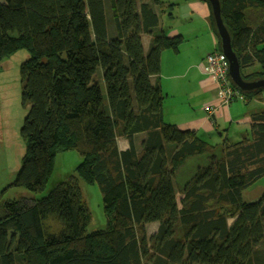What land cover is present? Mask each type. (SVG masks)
I'll return each mask as SVG.
<instances>
[{"label":"trees","instance_id":"obj_1","mask_svg":"<svg viewBox=\"0 0 264 264\" xmlns=\"http://www.w3.org/2000/svg\"><path fill=\"white\" fill-rule=\"evenodd\" d=\"M198 1L211 9L222 51L212 6ZM219 2L243 79H264V0ZM178 6L0 0V62L29 53L20 68L25 153L11 186L40 193L57 154L82 157L76 175L40 200L2 202L0 194V264H264V196L243 200L264 178V110L251 115L241 141L219 144L164 120L165 94L152 80L163 52L179 53L184 39L158 27L164 17L175 18ZM241 93L252 102L264 88ZM139 134L146 136L140 151ZM119 137L127 150L119 149ZM200 156L209 163L182 185L179 203L178 171ZM81 181L98 184L105 229L88 232L93 215ZM154 223L158 229L148 236Z\"/></svg>","mask_w":264,"mask_h":264},{"label":"crops","instance_id":"obj_2","mask_svg":"<svg viewBox=\"0 0 264 264\" xmlns=\"http://www.w3.org/2000/svg\"><path fill=\"white\" fill-rule=\"evenodd\" d=\"M169 1L179 4L174 11L175 18L169 20L164 17L158 29L170 26L169 35H181L184 42L179 53L171 50L163 52L161 73L152 80L165 94L164 120L182 130L195 132L211 144H219L226 138L232 142L241 141L251 129L256 100L249 102L243 96L224 104L219 96L218 84L204 74L206 57L219 49L209 5L198 0ZM150 43L151 37L143 35L146 52ZM208 106L212 107L211 111L206 109ZM145 137V134L135 136L138 151ZM117 142L121 151L129 148V142L124 137H119ZM176 183L175 180V186ZM181 187L177 183V199L179 195L182 198Z\"/></svg>","mask_w":264,"mask_h":264},{"label":"rangeland","instance_id":"obj_3","mask_svg":"<svg viewBox=\"0 0 264 264\" xmlns=\"http://www.w3.org/2000/svg\"><path fill=\"white\" fill-rule=\"evenodd\" d=\"M109 19H111L110 13L108 26L111 30L112 24ZM165 24H167V21ZM28 59L29 53L26 50H21L12 57L0 62V194L3 193L2 202L8 200L35 201L46 197L57 185L68 181L71 176H75L76 168L82 161V157L77 151H65L57 154L51 179L46 189L40 193H33L21 187L11 186L22 165V158L25 153V143L20 136V131L27 111L22 106L20 68ZM103 90L106 99L104 87ZM255 102V112L264 110V95L261 100H256ZM206 108L212 107L208 106ZM208 163L209 161L205 156L187 160L185 165L178 171L176 176L177 183L184 185L196 173L200 165L206 166ZM80 188L83 200L93 215L88 232L105 229L107 218L103 208V196L98 184L87 185L81 181ZM262 196H264V178L243 193V200L250 203L256 202ZM180 199L179 195V203ZM232 222L230 220V223ZM157 226L156 223L147 225L148 236L153 235L157 231Z\"/></svg>","mask_w":264,"mask_h":264},{"label":"water","instance_id":"obj_4","mask_svg":"<svg viewBox=\"0 0 264 264\" xmlns=\"http://www.w3.org/2000/svg\"><path fill=\"white\" fill-rule=\"evenodd\" d=\"M212 6V12L216 24V29L218 31L222 53L225 55L230 66V77L236 87L243 92H251L257 89L264 88V79H259L256 81L247 82L243 79L241 74V67L237 55L232 47L231 37L228 30L226 29L223 19L222 10L219 0H208Z\"/></svg>","mask_w":264,"mask_h":264},{"label":"built area","instance_id":"obj_5","mask_svg":"<svg viewBox=\"0 0 264 264\" xmlns=\"http://www.w3.org/2000/svg\"><path fill=\"white\" fill-rule=\"evenodd\" d=\"M203 71L218 84L219 96L224 104L243 98L241 91L232 84L229 62L222 51H214L206 57ZM206 109L212 110V108Z\"/></svg>","mask_w":264,"mask_h":264}]
</instances>
